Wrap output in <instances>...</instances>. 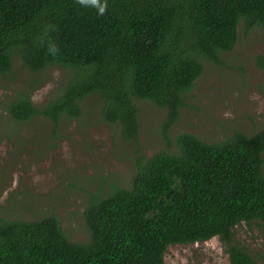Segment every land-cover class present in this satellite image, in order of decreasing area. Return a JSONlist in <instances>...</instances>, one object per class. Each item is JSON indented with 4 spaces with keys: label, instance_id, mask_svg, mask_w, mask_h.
<instances>
[{
    "label": "trees",
    "instance_id": "16d2710c",
    "mask_svg": "<svg viewBox=\"0 0 264 264\" xmlns=\"http://www.w3.org/2000/svg\"><path fill=\"white\" fill-rule=\"evenodd\" d=\"M241 20L247 32H264V0H0V76L16 59L38 77L32 88L43 85L48 67L69 72L42 107L20 90L7 107L13 120L40 116L57 127L97 95L104 122L135 142L136 101H149L168 110L163 138L177 147L140 158L130 188L86 206L85 242L71 241L54 215L2 221L0 264H166L169 246L214 237L228 247L230 264H259L233 244V230L242 222L264 228V130L218 143L190 133L170 138L204 61L223 65ZM257 63L264 68L263 55Z\"/></svg>",
    "mask_w": 264,
    "mask_h": 264
},
{
    "label": "rangeland",
    "instance_id": "374dc122",
    "mask_svg": "<svg viewBox=\"0 0 264 264\" xmlns=\"http://www.w3.org/2000/svg\"><path fill=\"white\" fill-rule=\"evenodd\" d=\"M238 34L233 51L221 53L223 65L204 61V72L171 128L172 140L190 133L218 143L237 131L251 136L264 130V68L257 63L264 56V32L259 27L247 32L241 20ZM42 73L45 82L32 88L38 77L16 59L13 72L0 76V224L54 215L71 241L85 242L84 211L93 199L116 187L130 188L140 158L177 151L163 138L168 110L136 101L140 132L135 142L122 137L119 125L104 122L97 95L82 102L79 118L64 116L57 127L40 116L16 122L7 107L20 90L30 91L33 104L42 107L62 91L69 72L52 66ZM233 231V244L264 264V228L242 222ZM164 259L166 264H230L228 247L218 237L171 245Z\"/></svg>",
    "mask_w": 264,
    "mask_h": 264
}]
</instances>
